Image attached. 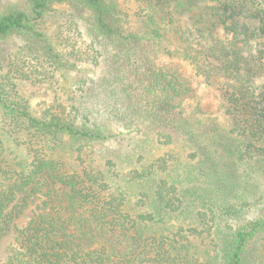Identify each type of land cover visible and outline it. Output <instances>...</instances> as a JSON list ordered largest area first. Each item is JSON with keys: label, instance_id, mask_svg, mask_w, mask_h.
<instances>
[{"label": "trees", "instance_id": "obj_1", "mask_svg": "<svg viewBox=\"0 0 264 264\" xmlns=\"http://www.w3.org/2000/svg\"><path fill=\"white\" fill-rule=\"evenodd\" d=\"M201 1L149 0L141 23L121 0H16L0 13V46L44 49L54 61L37 55L40 67L62 65L42 29L60 5L90 13L104 53L101 75L59 83L68 98L40 113L17 84L37 77L12 62L0 81V264H264V0L218 2L226 40L180 26Z\"/></svg>", "mask_w": 264, "mask_h": 264}, {"label": "rangeland", "instance_id": "obj_2", "mask_svg": "<svg viewBox=\"0 0 264 264\" xmlns=\"http://www.w3.org/2000/svg\"><path fill=\"white\" fill-rule=\"evenodd\" d=\"M153 4L157 3V0H150ZM220 0H202L198 7L192 12H184L177 14L180 20V26L184 31L185 29H196L198 25H195L198 21L202 22L201 28H209L214 33L215 37L222 40L230 38L223 26L219 24L213 25L212 22L215 19V7H218ZM16 0H0V13L4 12L10 5ZM123 2L124 9L129 12L130 18L134 23H141L146 20L147 9L149 8V0H121ZM198 15H203L200 18ZM215 17V18H214ZM90 13L82 8H76L69 5H60L53 8V10L47 15L45 22L42 25L43 32L46 35L47 41L54 48V51L62 60V65L56 62L55 68L50 64H44V67H40L37 64L44 60H52L49 54L44 55V49L40 50L37 54L41 59L36 63L35 58L37 55L30 56V52L25 43L19 38H14L7 43L0 46V81L12 67L11 63H15L16 70L22 75L26 74L32 78L37 77L38 81L31 83L28 81L18 80L20 85L19 93L28 101L36 113H40L47 109L48 106L59 103L61 98H68L70 93L69 85L63 84V88L59 83L72 82L74 78L79 77H97L101 75L104 66L103 58L100 57L101 63L96 64L94 58L97 57V52L100 51L104 54L103 48L94 40L90 31ZM194 25V26H193ZM139 26V25H138ZM136 25V27H138ZM204 26V27H203ZM95 43V46L92 45ZM172 42V41H171ZM177 42V41H176ZM176 42L174 45H176ZM96 50H95V49ZM106 51V50H105ZM107 53V52H106ZM58 68V70H56ZM187 74H191V70L186 67ZM65 76L63 78V76ZM20 74L11 75L12 81H17ZM64 79V80H63ZM67 85V90L65 86ZM75 91V87L72 88ZM67 93V94H66ZM81 95L80 92H78ZM83 94V93H82ZM199 97L201 99L202 106L211 112L217 111V102L211 91L206 89L205 86H200L198 90ZM216 110V111H215ZM115 135L121 133L119 126H112L110 128ZM113 149L118 147L117 142H110ZM259 196V194H258ZM257 196V197H258ZM256 198V196H255ZM39 200L31 205L30 210L19 221L18 226L20 228L27 225L33 212V208L39 204ZM8 244L10 249L15 248L16 244L14 236L11 235ZM9 254L4 253L1 257V262H5Z\"/></svg>", "mask_w": 264, "mask_h": 264}]
</instances>
